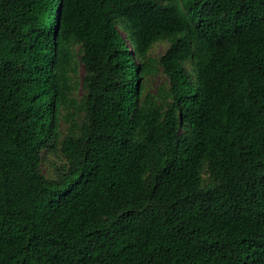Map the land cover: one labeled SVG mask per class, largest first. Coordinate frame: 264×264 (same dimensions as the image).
<instances>
[{"label":"trees","instance_id":"obj_1","mask_svg":"<svg viewBox=\"0 0 264 264\" xmlns=\"http://www.w3.org/2000/svg\"><path fill=\"white\" fill-rule=\"evenodd\" d=\"M0 264H264V0H0Z\"/></svg>","mask_w":264,"mask_h":264},{"label":"rangeland","instance_id":"obj_2","mask_svg":"<svg viewBox=\"0 0 264 264\" xmlns=\"http://www.w3.org/2000/svg\"><path fill=\"white\" fill-rule=\"evenodd\" d=\"M168 47H169V42L167 41L157 42L153 46L150 52V56L152 58L159 57L166 52ZM84 74H85V67L81 62H78L77 76H76V79L78 80V85L73 94V96L77 97L78 99L83 94L82 78ZM140 83L145 88V94L156 96V98H158L159 100L163 99V97L166 95V91L168 90V86H169L167 76L162 71V69H158L157 72L150 73L146 77L142 78L140 80ZM69 124H70L69 120H66L64 118L60 122V131L62 132V136L68 131ZM43 158L44 159L42 162V168L44 173L48 176L51 175L56 176L57 167L61 166L65 162L64 157H62L59 153H55L53 151H45Z\"/></svg>","mask_w":264,"mask_h":264}]
</instances>
